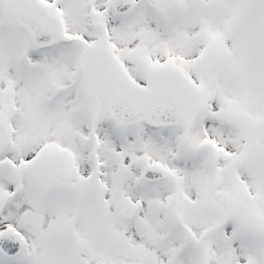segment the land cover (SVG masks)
<instances>
[{"label": "snow or ice", "instance_id": "1", "mask_svg": "<svg viewBox=\"0 0 264 264\" xmlns=\"http://www.w3.org/2000/svg\"><path fill=\"white\" fill-rule=\"evenodd\" d=\"M0 264H264V0H0Z\"/></svg>", "mask_w": 264, "mask_h": 264}]
</instances>
